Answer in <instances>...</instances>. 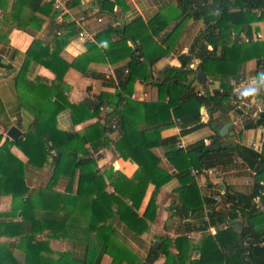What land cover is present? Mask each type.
<instances>
[{
  "label": "trees",
  "instance_id": "obj_1",
  "mask_svg": "<svg viewBox=\"0 0 264 264\" xmlns=\"http://www.w3.org/2000/svg\"><path fill=\"white\" fill-rule=\"evenodd\" d=\"M97 1L102 12L113 14L116 5L114 2ZM31 2L39 5L42 0ZM79 4L80 0L68 3L71 8ZM178 6L182 15L201 20L205 27L189 49L190 55L181 56V68L166 70L159 87L160 93L164 91V95L161 94L164 100L169 97L167 103L162 100L155 105L140 104L129 98L136 82L140 79L149 80L151 66L167 53H160L151 59L146 57L142 49L134 51L133 47L127 45L130 39L126 27L124 30L120 25L116 28L108 27L96 36L101 48L90 45L91 51L101 54L104 62H107L105 56L111 64L130 58L126 67L117 69L119 85H116V93L102 95L108 102L100 101L95 107L88 103L71 105L61 92L68 70L80 69L83 74L88 75L91 61L88 55H83L69 63L61 56L69 40L78 34L74 25H64L66 31L60 36L54 34L52 47L45 46L38 40L33 42L28 51L27 63L17 77V85L23 83L29 88L27 93L30 94V108H27L34 120L27 130L25 140L19 138L17 141H5L0 149V157L4 155L5 148L15 144L24 149L29 165L42 169L49 163L51 152H55L56 156L52 157L50 163L54 170L47 187L33 192L25 181L24 170L20 174L16 169L13 170L15 172L6 174L3 172L4 166L0 165V197L11 196L13 199L12 208L3 213L4 217L21 219L0 221V241L8 239L0 242V264H101L105 255L112 258V264H154L161 257L168 256L173 245L180 248V253L174 256L172 264H186L188 259L183 251L184 245L190 242L187 237H180L175 242L169 238H160L159 249L154 248L153 244L146 259H142L141 255L132 251L119 238L111 224L103 223V220L111 217L126 225L129 231L143 234L149 230V225L146 220L139 218L136 210L142 203L148 185L154 184L160 188L173 178H177L181 184V201L171 211L181 221L193 219L194 223L185 226L188 232H205L215 228L213 243L221 248L226 263L247 264L244 258L247 251L239 241L238 233L233 226L227 227L234 221L242 220L245 224L243 240L251 248L249 260L253 264H264V230L257 229V226L264 225V210H258L254 203L260 197L264 205V153L259 154L253 148L237 143L231 146L219 144L218 133L228 122L219 125L214 112L218 106L217 98L223 94L219 91L210 94L208 88L198 91L194 86L198 83L196 72L201 68L207 75L211 70L213 74L224 73L238 70L245 61L257 59L261 66L259 69L264 70V41L254 40V33H258L257 24L264 22V0H178ZM233 13L241 15V21L234 25L228 21ZM33 19L39 21L37 17H31ZM112 38H117L118 41L110 45L108 42ZM103 42H107L106 47ZM121 49L125 51L124 54H119L114 59L112 53L116 56ZM141 58L145 60L140 62ZM195 59L200 61L198 67L195 70L188 69ZM32 63L55 75L52 85L46 84L41 78L34 82L26 80ZM127 68L130 71L125 74ZM190 75H193L192 79L189 78ZM96 76L93 75V78H103L101 75ZM262 78L264 72L259 79ZM201 91L206 95L198 96ZM21 101L24 103V100ZM104 103L112 110L107 114V124L114 120L121 134V139L115 143L119 153L126 160L131 158L139 166L132 180L122 174H118L117 180L114 172H107L109 180L115 186L116 196L107 194L106 182L97 179L99 170L96 162L85 157L88 155V144L94 149L109 146L105 135L114 130L96 124L92 126L91 132L79 134L63 132L57 127V115L63 109H71L74 123L79 124L96 116ZM203 107L208 108L211 114L208 124L201 122L200 111ZM172 114L182 120L183 136L206 126H210L214 132L212 148L201 141L187 149L177 148L167 153L171 165L177 171L175 176L161 169L158 160L151 153V148L158 144V139L151 136L152 130L148 128L157 126L156 130H160L171 126ZM261 126H264V115L256 121L250 120L244 128ZM178 142L179 139L175 137L159 140V144L164 146L177 145ZM234 159L243 161L256 173L251 188L237 192L217 188L215 194L220 195V203L213 195L202 199L191 169H198L201 173L214 168L224 169L231 167ZM18 163L21 165V162ZM77 172L80 175L75 196L53 191L62 176L75 180ZM127 201H131L133 205L129 206ZM156 209L155 205L150 221L154 220ZM67 242L84 246V255L79 256L72 249L64 250ZM201 262L199 260L192 264Z\"/></svg>",
  "mask_w": 264,
  "mask_h": 264
},
{
  "label": "crops",
  "instance_id": "obj_2",
  "mask_svg": "<svg viewBox=\"0 0 264 264\" xmlns=\"http://www.w3.org/2000/svg\"><path fill=\"white\" fill-rule=\"evenodd\" d=\"M70 1L67 0V3ZM111 1L116 4L112 15L102 12L97 0H80V4L74 8L68 5V14L60 17L64 20L62 25L64 32L66 31L64 25L71 24L70 20L72 18L89 16L91 29L97 34L108 27L116 28L120 25L123 30L126 27L127 36L130 39L127 45L133 47L134 51L142 49V52L148 58L152 59L156 55L166 52L167 54L162 59L151 66L150 79L147 81L144 79L138 80L134 86L133 93L129 96L132 101L140 104L155 105L162 102L164 98L161 94L164 95V91L160 93L159 85L162 83L166 70L168 68H181V53L185 49L191 48L195 38L204 29V23L201 20L182 15L178 0ZM33 9L38 10L35 11ZM31 17H37L39 21L31 20ZM58 17V12L54 11L50 0H42L39 5L33 4L31 0H0V149L5 141H15L8 136V132L12 127L19 129L21 132L19 138L25 140L27 130L32 125L34 117L28 110L30 108V94L27 93L29 88L25 87L26 85L23 83L17 85V77L27 63L28 51L35 40L42 42L45 46H53ZM121 20L125 22L123 27ZM257 27L259 31L254 33V40L264 41V22L257 24ZM123 36H125L124 33ZM116 41H118L117 38H112L108 44L111 45ZM91 44L101 48L97 41L84 42L77 34L69 40L67 47L61 54L63 59L69 63L83 55H88L91 59L88 75L83 74L80 69L70 68L65 76V84L61 92L71 105H86L88 103L90 106L95 107L100 104V101L107 103L108 99L102 95L116 93V85H119L117 84L118 81L114 79L116 78L117 69L126 67L130 61V58H125L116 64H111L110 60H108L109 58L105 56L107 62H104L101 54L91 51ZM124 52L121 49L116 56L113 53L112 56L117 59L118 55H123ZM183 56L186 57L188 54ZM144 60L145 58H141L140 62ZM199 64V60H192L188 69L195 70ZM260 67L258 60L252 59L243 62L238 67V70H229L216 74H213L211 70L206 75L210 94H214L217 91L223 94L222 97L218 96L217 98L218 106L214 112V118L219 125L224 124L225 121L233 123L230 131L233 132L235 139L231 140V143H240L247 147H254L255 145L262 148L263 154L264 126L251 129L244 128L245 124L250 122L251 119H247L249 117L244 118L243 114L236 110V102L241 100L242 97L232 91L234 84L241 79L259 81L260 76L264 72V70L259 69ZM126 71L129 73L130 69H125V74H128ZM93 75H97L96 77L101 75L103 78L95 79ZM37 78H41L46 84L52 85L56 77L48 69L42 66H35L32 63L26 75V80L34 82ZM189 78L192 79L193 75H190ZM254 88L257 89L255 97L251 100L247 99V103L264 106V88L257 86V84L254 85ZM202 89L204 88L199 83L197 90L200 91ZM168 99L169 97L167 96L164 100L165 103H167ZM21 100H24V103ZM105 103L102 104L96 116L79 124L74 123L71 109H63L57 115L58 129L67 133L79 134L91 132L93 130L92 126L96 124L104 128L110 127L111 129L112 124L115 122L113 120L111 124H107V114L112 110ZM253 111L254 108L250 110V112ZM200 112L202 115L201 119H206L205 112L208 113L210 118L211 114L208 108L203 107ZM176 117V115L172 114V125L163 127L160 130H156L157 126L148 127L152 130L151 136L154 139H158V144L151 148V153L158 160L159 167L173 176L177 174V171L171 165L167 153L176 150L178 146H164L159 144V140L175 137L188 148L201 141L203 142L204 139L213 140L214 135L212 128L206 126L183 136L181 127L175 123ZM135 121L136 119L132 122L134 123ZM203 123L206 124L205 122ZM139 130L143 131V129ZM105 139L108 141L109 146L94 149L91 144H88L86 146L88 155L85 157L96 162L99 170L97 179H103L106 182L105 191L107 194L116 196L115 186L109 180L107 172H114V178L117 180L118 174H122L127 179L132 180L139 170V166L131 158L126 160L119 153L115 145L121 139L118 129L114 130V132H107ZM226 141L229 140L225 138L224 142ZM3 159L4 161H0V165L4 166V173H13L15 172L13 170L16 169L20 174L24 170L25 181L30 191L36 192L39 189L46 188L52 177L54 170L52 164H50L52 157L49 158V163L44 168H35L28 164L29 158L24 149L14 144L4 149V155L0 157V160ZM15 159L21 162V165ZM79 175L80 173L77 172L75 180L62 176L53 191L62 195L75 196L78 190ZM194 179L202 199L212 195L216 197L218 195L217 193L215 194L217 188H221L223 191L228 188L231 192L248 191L255 180L248 171L237 166L210 169L208 174H200ZM248 181L251 183L248 184ZM180 192L181 184L177 178H173L160 188L154 184L148 185L142 203L139 209L136 210L139 218L146 220L149 225V230L143 234L129 231L126 225L111 217L103 220V223L111 224L119 238L132 251L141 255L142 259H146L151 246L156 241L161 244L160 238H169L175 242L180 237H187L190 242L184 245L183 251L188 259L186 264H192L199 260H202L201 264H228L223 259L221 248L218 244L213 243L216 234L213 235L209 231L188 232L185 226L194 223L193 219L181 221L178 216L172 214V208L181 201ZM12 203L13 199L11 196L0 197V221L21 220L4 217L3 213L11 210ZM127 203L129 206L133 205L131 201H127ZM155 205L157 207L155 217L153 221H150ZM195 223H197V220H195ZM229 226H233L232 223L228 224L227 227ZM257 229L264 230V225L257 226ZM7 240V238H3L0 242ZM67 243L68 245L63 248L64 250L72 249L77 255H84V246L79 243ZM244 243L247 246V243ZM169 251L168 256L161 257L154 264H172L174 256L180 253V248L173 245ZM245 259L248 262L247 264H253L248 256ZM101 264H112V258L105 255Z\"/></svg>",
  "mask_w": 264,
  "mask_h": 264
},
{
  "label": "built area",
  "instance_id": "obj_3",
  "mask_svg": "<svg viewBox=\"0 0 264 264\" xmlns=\"http://www.w3.org/2000/svg\"><path fill=\"white\" fill-rule=\"evenodd\" d=\"M50 2L53 5L54 11L58 12V15H59V17H58L59 19L56 22L57 29H56L55 33L58 36H60V35L64 34V28L62 27L64 20L62 18H60V17H63L64 15L68 14V12H69L68 3H67V0H50ZM99 22H101V21H99ZM70 23L74 25V28L78 31V37L82 41H84V42H95L96 41L97 33L91 29L89 16H81L79 18H72L70 20ZM246 41H247V39H246ZM184 54H188V56H189L190 55L189 49H185V51H183L181 53V56L184 55ZM126 73H128V71H126ZM114 79H115V81H117L116 78H114ZM256 84H257V86H260L261 88H264V78H262L259 81L241 79L240 81H238L237 83L234 84L233 90H232L234 94L239 95V96L242 97L241 100L236 102V110L240 111L243 114L244 118L249 117L247 119H251V120H254V121L258 120L261 115H264V106L255 105V104H251V103L248 104L247 103L246 100L247 99H250V100L253 99L255 97V94L252 95V96H248V97H243L241 94L243 93V91L245 89L254 88V85H256ZM205 95H206L205 92H200L198 94V96H205ZM253 108H254V111L250 112V110L253 109ZM204 115H205L206 119H204V118L201 119L202 123L205 122L206 124H208L209 121H210L208 113L205 112ZM175 123L177 124V126L181 127V131H182V128H183L182 120L177 118V119H175ZM111 128H112V130H116L117 129V124L113 123ZM203 142H204L205 145H211L212 144V140H208V139H204ZM237 144H240V143H237ZM240 145H243V144H240ZM177 146H178L179 149H181V148L185 149L186 148L180 140L177 143ZM251 148H253V149L255 148L254 150L257 153L262 154V148L256 147L255 145H254V147H251ZM51 156L52 157L56 156V153L55 152H51ZM233 166H237V167H240V168L242 167V169H244L245 171H248L250 173V175L254 179L256 178V173L253 172L252 170H250V168H248L247 165L243 161H241L239 159H234L233 163H232V167ZM209 171L210 170H203L202 173H201L200 170L193 168V169H191V175L193 177H197L200 174H204V173L208 174ZM250 183L251 182L248 181V184H250ZM262 184H264V183H262ZM213 198L216 201H219V203L221 202L220 195H217L216 197H213ZM254 203H255L256 208L258 210H260V211L264 210V205L262 204L260 197H257L255 199ZM208 231L210 233H212L213 235L216 234V229L215 228H210ZM248 241H249V239H248Z\"/></svg>",
  "mask_w": 264,
  "mask_h": 264
},
{
  "label": "water",
  "instance_id": "obj_4",
  "mask_svg": "<svg viewBox=\"0 0 264 264\" xmlns=\"http://www.w3.org/2000/svg\"><path fill=\"white\" fill-rule=\"evenodd\" d=\"M121 23L123 27L125 25L124 20H121ZM196 78H197L198 83H200L204 89L208 88L207 75L202 68L196 72ZM232 126H233V123L229 122L220 129L218 133L219 134V140H218L219 144L226 145V146L232 145L231 140L235 139L233 132L230 131V128ZM8 136L11 139L16 141L21 136V132L16 127H12L8 132ZM225 138H227L229 141L224 142ZM212 147L213 146L211 145L209 148H212ZM232 225L235 227V232L238 233L239 241L241 242L243 248L247 251V254L244 256L245 258H247V256L249 255V252L251 251V248L245 246V243L243 240L244 222L242 220H237V221L232 222ZM159 247H160V243L156 241L154 243V248L159 249Z\"/></svg>",
  "mask_w": 264,
  "mask_h": 264
},
{
  "label": "rangeland",
  "instance_id": "obj_5",
  "mask_svg": "<svg viewBox=\"0 0 264 264\" xmlns=\"http://www.w3.org/2000/svg\"><path fill=\"white\" fill-rule=\"evenodd\" d=\"M234 14V13H233ZM231 15L232 17L228 20L230 24H237L241 21V15L239 13H236L234 15ZM259 31V29H258ZM264 58V57H263ZM264 60V59H263ZM195 87H199V83H195ZM202 92V91H201ZM187 149V148H186Z\"/></svg>",
  "mask_w": 264,
  "mask_h": 264
},
{
  "label": "clouds",
  "instance_id": "obj_6",
  "mask_svg": "<svg viewBox=\"0 0 264 264\" xmlns=\"http://www.w3.org/2000/svg\"><path fill=\"white\" fill-rule=\"evenodd\" d=\"M103 45L106 47L107 46L106 42H103ZM256 91H257L256 88L245 89L241 95L243 97L252 96V95H254L256 93Z\"/></svg>",
  "mask_w": 264,
  "mask_h": 264
}]
</instances>
